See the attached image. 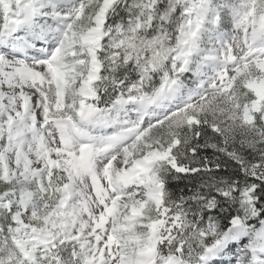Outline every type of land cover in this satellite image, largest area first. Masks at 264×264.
<instances>
[{"label":"snow or ice","instance_id":"obj_1","mask_svg":"<svg viewBox=\"0 0 264 264\" xmlns=\"http://www.w3.org/2000/svg\"><path fill=\"white\" fill-rule=\"evenodd\" d=\"M0 264H264V0H0Z\"/></svg>","mask_w":264,"mask_h":264}]
</instances>
